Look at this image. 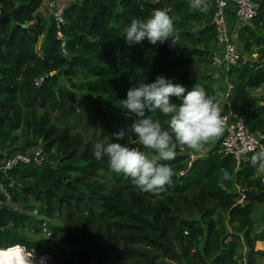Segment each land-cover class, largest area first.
I'll use <instances>...</instances> for the list:
<instances>
[{
	"label": "trees",
	"instance_id": "16d2710c",
	"mask_svg": "<svg viewBox=\"0 0 264 264\" xmlns=\"http://www.w3.org/2000/svg\"><path fill=\"white\" fill-rule=\"evenodd\" d=\"M257 1L258 16L235 41L257 61L221 68L229 111L264 135V101L245 100L264 86V0ZM170 3L171 10L152 0H76L65 11L64 56L55 25L37 14L43 0H0V15L10 19L0 26V170L17 153L36 149L33 158H43L40 166L0 171V256L10 247L50 264H257L253 216L264 205V181L249 161L238 168L223 158L219 141L196 160L188 155L194 150L177 148L162 161L172 176L159 193L112 176L107 158L92 155L94 143L111 142L135 119L120 100L141 82L162 75L188 90L199 84L219 101V79L209 71L215 4L206 1L200 11L190 0ZM155 9L168 11L176 45L126 43L124 28ZM153 114L166 127V117ZM244 191L261 195L240 205Z\"/></svg>",
	"mask_w": 264,
	"mask_h": 264
},
{
	"label": "clouds",
	"instance_id": "9594fccd",
	"mask_svg": "<svg viewBox=\"0 0 264 264\" xmlns=\"http://www.w3.org/2000/svg\"><path fill=\"white\" fill-rule=\"evenodd\" d=\"M190 6L205 11L206 0H190ZM123 37L130 45L145 40L154 46L165 41L170 46L176 45L173 21L166 9H155L144 20L133 19L124 28ZM173 97L175 101L171 99ZM120 101L135 119L113 132L111 142L94 143L92 155L97 161L106 157L113 173L130 178L142 192L159 193L171 183V169L162 161L173 160L177 148L199 150L224 131L219 101L199 84L188 90L180 83H174L172 78L160 75L152 82L144 81L130 87ZM153 111L166 117V127L148 117L147 114ZM249 163L264 171V147L253 152ZM23 249L26 254L28 251ZM25 261L29 260L18 259L17 264H27Z\"/></svg>",
	"mask_w": 264,
	"mask_h": 264
},
{
	"label": "built area",
	"instance_id": "2783aa9c",
	"mask_svg": "<svg viewBox=\"0 0 264 264\" xmlns=\"http://www.w3.org/2000/svg\"><path fill=\"white\" fill-rule=\"evenodd\" d=\"M76 0H48L47 13L53 21L57 30V39L63 43V55L66 56L65 37L63 28L65 27V11ZM161 0H152L153 4L159 3ZM215 4V14L213 25L217 33V45L222 52L221 58H215L214 64L226 67L235 66L241 60H245L236 44L237 31L241 26L254 20L260 11V5L256 0H206ZM234 9L236 25L229 23V8ZM233 28L235 35L233 36ZM43 79L37 84L41 85ZM224 118V131L219 139V153L224 157L232 158L239 168L250 160L254 151L263 147L264 135L258 132H251L246 126V118L242 115L227 113ZM43 158H29L23 155H17L9 160L0 170L3 174L19 165H31L35 163L40 166ZM45 260L46 256L41 257L40 261Z\"/></svg>",
	"mask_w": 264,
	"mask_h": 264
},
{
	"label": "rangeland",
	"instance_id": "374dc122",
	"mask_svg": "<svg viewBox=\"0 0 264 264\" xmlns=\"http://www.w3.org/2000/svg\"><path fill=\"white\" fill-rule=\"evenodd\" d=\"M47 1L48 0H43V5H42V7L40 8V10L38 11V14L39 15H41L44 19H45V21L46 22H48V23H50L51 24V22H53L52 21V19L50 18V16H48V13H47ZM237 41V40H236ZM229 94V93H228ZM252 95V94H251ZM250 95V96H251ZM250 100V99H249ZM120 109H124L123 108V106L121 105L120 106ZM126 110V109H125ZM154 112V111H153ZM153 112H149L147 115H148V117L149 118H152V119H155V117H154V114H153ZM215 144H216V142H213L212 144L210 143V141L209 142H207V143H205V145L204 146H202V147H200V149L199 150H194V151H192L191 153H189L188 155H189V157L192 159V160H196V159H198L199 157H201L202 155H206L209 151H211V149L213 148V147H215ZM38 151L36 150V149H33V150H30V152H27V154L26 155H24V156H27V157H30L31 156V158H33L34 156L33 155H35L36 153H37ZM16 155H21V153H17ZM15 155V156H16ZM8 162V161H7ZM259 172H260V174H261V177L264 179V171H261V170H259ZM112 174V176H114L115 177V175H122V174H116V173H111ZM129 179V181H131L132 182V180L130 179V178H128ZM132 184H133V182H132ZM0 191L1 192H3V187H2V185H0ZM245 199H246V197H245V195H244V198L243 199H241L240 201H239V204L240 205H243V204H245V203H247L246 201H245ZM255 199V198H254ZM253 199V200H254ZM3 203H1L0 202V206L2 205ZM13 206H16V205H14V204H12ZM253 219H254V221H255V232H254V236L255 237H260V234H258L257 232H259V233H261L263 230H264V205H258L257 207H256V210H255V213H254V216H253ZM47 232V230H43L42 231V233L43 234H47L46 233ZM22 248V247H21ZM11 249H14V248H7V249H5V250H3L2 251V254L3 255H7L6 256V258L4 257V256H0V261H2L4 264H11L12 263V261H13V259L14 258H22V257H25V259H27L28 258V260L29 261H25V262H27V264H29V262H31V264H50L49 262H45V260H43V261H40V257H44V255H42V256H40L39 254H33V253H26L25 255H23V254H21V253H14V252H16V251H13V252H9V250H11ZM8 250V251H7ZM13 253V254H12ZM30 255H32L31 256V258H30ZM10 256V259H7L8 257ZM7 259V260H6ZM257 262V261H256ZM260 264H264V256L261 258V263Z\"/></svg>",
	"mask_w": 264,
	"mask_h": 264
},
{
	"label": "crops",
	"instance_id": "0c3cea01",
	"mask_svg": "<svg viewBox=\"0 0 264 264\" xmlns=\"http://www.w3.org/2000/svg\"><path fill=\"white\" fill-rule=\"evenodd\" d=\"M257 1V0H256ZM258 2V1H257ZM233 11H234V9L232 8V7H230L229 8V19H230V21H232V23H234L235 22V17H234V15H233ZM38 14V13H37ZM233 20H234V22H233ZM237 37H238V34H237ZM238 44V43H237ZM239 48H240V46L239 45H237ZM213 48H215L214 50H213V52H214V55L216 56V58H219L218 56H221V49H220V47L218 46V45H216V46H213ZM240 50H241V48H240ZM242 51V50H241ZM244 57H246V56H248V55H243ZM249 58V60L250 59H252L254 62H256L257 61V55L255 54V55H253L252 57H248ZM248 60V61H249ZM209 71L211 72L210 74H212L213 76H215L217 79H219L218 80V82H219V84H220V88H219V95H221L220 96V99H219V101H220V105L222 106V108H223V110H224V112H225V114H229V113H231L230 111H229V109H230V104L228 103V93H229V90H230V87H229V85L227 84V80H226V78H225V74H223V71H224V69L223 68H221L220 66H218V65H216V64H213L211 67H210V69H209ZM222 77H224L225 78V81H223L222 80ZM252 94V95H251ZM251 95V96H250ZM258 98H260V99H262V101H264L263 100V98H264V86L262 87V88H260V89H256V90H249L248 92H247V94H246V97H245V100L246 101H250V100H253V99H258ZM250 99V100H249ZM222 135V134H221ZM221 135L219 136V137H217V138H215V139H213V140H210V143L212 144L213 142H216V146H217V142L219 141V139H220V137H221ZM209 142V141H208ZM205 145V143L202 145V146H204ZM201 146V147H202ZM215 146V147H216ZM204 155H202L201 157H199V158H202ZM257 175L260 177V178H262L261 177V174H260V172H259V169H258V171H257ZM263 179V178H262ZM263 181H264V179H263ZM258 234H260V240H258L257 241V243H256V251L258 252V255L256 256V261H257V264H260L261 263V258L264 256V254L263 253H261V252H264V230L261 232V233H259V232H257Z\"/></svg>",
	"mask_w": 264,
	"mask_h": 264
},
{
	"label": "water",
	"instance_id": "95a60500",
	"mask_svg": "<svg viewBox=\"0 0 264 264\" xmlns=\"http://www.w3.org/2000/svg\"><path fill=\"white\" fill-rule=\"evenodd\" d=\"M161 3H163V4L165 5L166 9H168V10L170 9V10H171V3H170V0H161ZM9 21H10L9 17H7V16H1V15H0V26L9 23ZM18 28H20V29L22 30L23 33H26V31H27V29H28L26 26H21V25H18ZM245 60H249L248 56L245 57ZM249 62H250V63H254V61H253L252 59H250ZM263 100H264V98H263ZM244 195H245V197H246L245 201H246L247 203H249V202H251L254 198L259 197L261 194H259V195H255V194H252V193H250V192H248V191H244ZM261 253L264 254V252H261Z\"/></svg>",
	"mask_w": 264,
	"mask_h": 264
},
{
	"label": "bare ground",
	"instance_id": "6f19581e",
	"mask_svg": "<svg viewBox=\"0 0 264 264\" xmlns=\"http://www.w3.org/2000/svg\"><path fill=\"white\" fill-rule=\"evenodd\" d=\"M18 259H22V260L24 261L25 257H22V258H17V257H16V258L13 259V261H12L11 264H17V260H18ZM27 259H28V258H27ZM0 264H4V263H3L2 261H0Z\"/></svg>",
	"mask_w": 264,
	"mask_h": 264
}]
</instances>
